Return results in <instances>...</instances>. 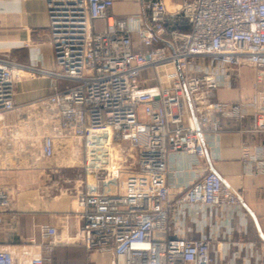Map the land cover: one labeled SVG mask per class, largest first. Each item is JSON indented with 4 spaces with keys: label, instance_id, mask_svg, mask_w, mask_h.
<instances>
[{
    "label": "built area",
    "instance_id": "2783aa9c",
    "mask_svg": "<svg viewBox=\"0 0 264 264\" xmlns=\"http://www.w3.org/2000/svg\"><path fill=\"white\" fill-rule=\"evenodd\" d=\"M44 1L51 75L65 85L31 102L16 125L21 66L0 59V143L2 133L16 141L0 151V169L13 168L14 155L4 157L16 150L25 154L22 165L66 156L65 169L78 177L68 182L81 191L40 228L39 243L0 245V264H50L46 253L70 245L111 264H216L212 236L191 235L195 212L237 207L241 198L215 166L183 190L170 186L168 157L204 160L203 139L220 132L225 113L218 99L229 77L223 68L253 67V88L243 95L257 101L230 113L250 115L264 132V0H138L140 13L123 17L110 13L113 0ZM244 167L253 172L246 161ZM11 196L0 188V215L11 212ZM259 246L264 264V236Z\"/></svg>",
    "mask_w": 264,
    "mask_h": 264
},
{
    "label": "crops",
    "instance_id": "0c3cea01",
    "mask_svg": "<svg viewBox=\"0 0 264 264\" xmlns=\"http://www.w3.org/2000/svg\"><path fill=\"white\" fill-rule=\"evenodd\" d=\"M140 11L138 0H113L110 9L115 17L137 15ZM0 59L21 66L13 98L17 111L13 119L18 125V117L29 115L31 102L65 85L62 79L51 75L55 60L44 0H0ZM226 71L233 76L235 85L219 91L227 95L225 99L219 97L220 93L218 96L225 109L220 132L204 137V160L171 153L167 182L183 190L202 178L205 169L215 166L242 203L237 207L198 208L191 235L201 230L212 236L216 264L221 261L258 264L259 242L264 236V171H260L261 166L264 168V132L255 130L250 115L239 119L230 113L232 106L251 108L257 101L255 96L243 95L253 88L254 70L246 64ZM188 112L192 114L189 106ZM21 134L31 140L30 132L21 131ZM19 142L24 143L25 139ZM11 155L14 156L9 161L15 167L0 169V188L10 189L12 195L11 212L0 215V245L8 246L27 243L30 238L40 239V228L51 224L56 213L69 210L66 197L51 200L52 187L44 171L27 169L32 168L29 158L20 164L25 155L22 151L16 150ZM244 161L253 168L252 173L246 172ZM75 177L78 178L77 173ZM76 186L75 191H81V185ZM74 195L72 192L69 197ZM57 205L61 207L59 211ZM12 215L15 216L13 220ZM61 256L63 259L79 256L82 260L91 257L90 264H105L100 253H87L82 246H55L45 254L50 264H58Z\"/></svg>",
    "mask_w": 264,
    "mask_h": 264
},
{
    "label": "rangeland",
    "instance_id": "374dc122",
    "mask_svg": "<svg viewBox=\"0 0 264 264\" xmlns=\"http://www.w3.org/2000/svg\"><path fill=\"white\" fill-rule=\"evenodd\" d=\"M227 69H230V68H227ZM222 71H224L225 74L227 73L225 68H223ZM144 74H146V73H144ZM225 77H226V75H225ZM232 78H233V76L231 74H229L228 79H226V84H225L224 88H229V87L232 88L235 85L234 82L232 81L233 80ZM221 93H223V92H221ZM221 93H220L219 97L220 98L224 97V99H225L227 97L226 93L225 94H221ZM0 136H1V132H0ZM2 137L5 140H3V144L0 143V151H1V155H4L5 150H9V145H11L9 143L15 144L16 141L14 139L9 140V138L7 137V134H5V133H2ZM18 144L22 145L21 142H18ZM27 146H28V149H30V145L27 144ZM12 153L13 152H7L5 157H4V161L9 160L11 158L10 154H12ZM75 155H76L77 159H82V154L80 152V147L76 149ZM0 159H1V157H0ZM66 165H68V162L66 161V156H65V161H63V160L61 161L60 160V161H56L54 163L50 162V164L49 163L38 162V164L36 166L30 165L29 167L32 166V168H27V169H29V170H38V171H42V172L44 171V173L46 175L45 178H48V180L50 181V185L52 187L51 188V193L49 195V196H51L50 197L51 200L54 201L55 199H59V198L61 200H63L62 196L65 195L64 196V197H66V199H65L66 201L65 202L69 203V201L71 199V197H69V195L72 192H74V193L76 192L75 189H74L75 188L74 186H76V183L74 184V182L73 183H69L68 182V180L72 179V177H73V179L75 177L72 176V174L70 173V169L69 168L65 169ZM53 181H55V183H53ZM56 209L59 211L61 209V207L59 205H57ZM36 239H37L36 242L39 243L40 239L38 237ZM69 258L65 257L63 259L62 256L59 257L58 264H90L89 261H90L91 257H89V259H86V260L80 259L79 256L72 257V258L69 257ZM103 262L105 264H110L111 261L108 258L104 257ZM220 264H226V263L224 261H221Z\"/></svg>",
    "mask_w": 264,
    "mask_h": 264
}]
</instances>
